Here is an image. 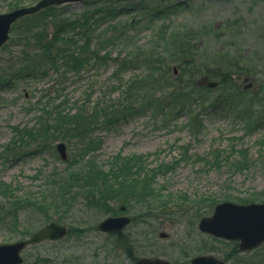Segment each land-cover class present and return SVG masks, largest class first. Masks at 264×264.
Wrapping results in <instances>:
<instances>
[{
  "label": "rangeland",
  "instance_id": "obj_1",
  "mask_svg": "<svg viewBox=\"0 0 264 264\" xmlns=\"http://www.w3.org/2000/svg\"><path fill=\"white\" fill-rule=\"evenodd\" d=\"M38 1L0 0V14ZM102 7L122 11L104 24L106 42L95 46V50L104 48L103 55L111 59L102 68L65 76L53 72L47 78L26 76L41 65L38 61L45 62L44 54L36 57L32 46H24L27 31L52 23L55 11L20 20L0 50V186L15 189L20 199L39 201L40 193L51 188L50 182L76 173L77 166L64 162L57 151V144L64 142L69 159L79 148H89L91 153L94 149L92 156L109 174V182L110 172L116 176L124 169L131 170L127 161L132 155H147L149 169L161 162L181 161L173 172L155 182L157 187L165 186L164 194H186L189 205L205 206L204 200L210 197L219 204L227 198L262 195L264 149L259 141L264 126H254L264 123V0H88L58 7V13L75 19L84 13L95 14ZM52 31L50 27L49 34ZM47 68L46 63L37 73ZM203 77L218 86H200ZM154 81L157 86L150 83ZM120 89L126 102L133 99L136 108L144 106V111L135 109L114 123L98 122L86 141L73 140L77 150L68 141L43 132V121L38 118L45 105L66 100L67 109L75 111L76 103L84 102L85 108L91 109L89 102L98 101L101 95L106 103L116 105L123 95ZM164 89L183 95L193 92L190 98L197 103L187 100L189 107L177 103L160 111ZM149 103L155 108H149ZM191 121L200 131L198 135L188 127ZM22 128L37 132L35 139L24 141L16 133ZM183 147L189 151L185 160ZM242 147L251 161L248 168L241 167L246 165L238 153ZM217 150L222 156L216 165ZM11 204L12 199L0 196V245L25 240L53 221L72 230L60 242L28 247L23 252L24 264H134L141 258L190 264L201 255L228 264H264V244L240 253L236 243L200 232L201 218L194 209L185 217L146 222L141 205L128 208L118 200L106 207L88 205L85 194L78 191L72 212L60 210L47 221L46 209L27 208L19 213V219L10 220L5 215L14 209ZM124 206L134 222L120 237L96 230L105 218L121 214ZM213 210L207 209L210 213L206 216ZM162 233L168 236L163 238Z\"/></svg>",
  "mask_w": 264,
  "mask_h": 264
},
{
  "label": "trees",
  "instance_id": "obj_2",
  "mask_svg": "<svg viewBox=\"0 0 264 264\" xmlns=\"http://www.w3.org/2000/svg\"><path fill=\"white\" fill-rule=\"evenodd\" d=\"M18 6V5H17ZM16 6V7H17ZM58 7H51L45 11H53V22H46L45 26L39 27L36 30L30 28L27 31V37L25 45L32 46L36 50L34 56L40 57L42 54L45 56V62L49 65V68L41 71L42 73H37V70L43 68L46 65L45 62H41V65H36V70L29 72L26 76L36 77V78H47L51 73L59 74L60 76H65L69 72L80 73L86 68L99 69L106 66L111 59H109L107 54L103 55L104 48L96 49L98 47V42H106V36L108 35V30L104 24L112 22L114 19L121 15L122 11H109L107 8H99L92 14L84 13L75 19L65 18L62 14L58 13ZM94 14V15H93ZM32 17H36L32 16ZM52 27V33L49 34V29ZM32 39H38L37 42H33ZM83 41V42H82ZM96 41V42H95ZM82 42L83 45H80ZM109 44V43H108ZM96 46V47H95ZM41 52V54H40ZM30 55V54H29ZM26 54V56H29ZM88 55V56H85ZM115 59L114 61H116ZM40 67V68H39ZM63 69V70H62ZM36 72V73H35ZM62 72V73H61ZM35 73V74H33ZM118 73H116L117 75ZM119 76L117 77V79ZM152 85L157 86L156 82H150ZM121 91L123 89H120ZM127 95L130 91L126 90ZM163 99H159L161 106L159 108L162 111L163 108H171L175 104H186L187 100L193 105V101L190 97L193 96V92L183 94H177L179 92L170 93V91L164 89ZM122 98L114 103H106L105 95H101L96 102L91 103V109L85 108V102L83 104L76 103L75 111L72 109H67V101H61V103L51 105H45L42 108L41 115L38 120H42L44 126L43 132L47 135H52L53 139H61L68 141L73 147L77 146L75 141H86L88 135L92 134L93 130L97 125L103 121L107 123H114V121H119L131 112L144 111L145 107L141 106L136 108L135 103L132 101H125V92L122 91ZM90 95V94H89ZM128 96H132L131 94ZM135 97V96H134ZM133 97V98H134ZM101 99V100H100ZM153 101V100H151ZM152 103L148 104L149 108H155ZM89 106V105H88ZM135 106V107H134ZM183 108V107H182ZM99 122V123H98ZM197 122V119H196ZM199 126L201 127V122L199 121ZM197 123V124H198ZM251 122L250 125H253ZM264 126V123L258 122L256 126ZM94 129L92 130V128ZM188 127L196 129V125L192 124V121L188 124ZM254 129V128H252ZM256 129V128H255ZM195 135H198L200 131L196 129ZM19 136L25 141L29 139H35L36 133L32 129L22 128L20 131L17 130ZM23 140L21 142L25 143ZM262 149H264V137L259 141ZM235 147L232 149V153H235ZM188 148L183 147V159H187ZM95 150L93 149V152ZM92 152V153H93ZM222 151H215L216 165L219 163ZM91 150L88 148L78 149L72 157L73 161L70 162V166H77L76 173L70 172L66 179H56L49 183L51 188L42 191L40 193L41 197L39 201H33L30 198H18L16 197L17 191L6 186H0V196H4L7 200H13L14 209H11L7 216L8 219H19V213H22L24 209L30 210H42L46 209V214L44 215L45 220L51 219L53 215L59 214L60 210H64L65 213L72 212L71 207L73 201L76 197V192L82 191L85 194L88 205H96L106 207V204L118 200L126 204L130 208L133 204L141 205L143 208L141 212V217L146 222L157 221L158 218L170 219L172 217H185L190 210H197L196 216L202 218L210 213L212 209L218 204V200L215 198H208L204 201L205 206L201 203H193L189 205L188 196L182 194L180 196L174 197L170 194H164L166 190L165 186L157 187L155 182L158 177L167 175L177 168L181 161H175L172 163L161 162L157 167L153 169L147 168L149 164L147 163V155L131 156V160L127 161V165L132 167L129 170H122L121 174L116 176L110 172V182L109 174H105L102 167H98L96 158L92 156ZM240 156L244 159V165L241 167L248 168L251 165V161L248 159L247 151L242 147L238 152ZM128 159L129 157H125ZM200 158V157H199ZM227 158V157H226ZM122 160V159H121ZM203 160V159H199ZM220 164V163H219ZM241 163H239L240 165ZM83 165V167L81 166ZM238 165V164H237ZM77 168H80L77 170ZM238 168V167H237ZM240 170V169H239ZM66 173V172H65ZM106 177V178H105ZM106 180V181H105ZM4 185V184H3ZM155 185V186H154ZM20 201L21 203L17 202ZM234 200L233 202L239 204H249V203H264V193L258 196L256 194L251 199H231L227 198V201ZM147 211H144V209ZM207 209L210 211L207 212ZM50 210H53L52 212ZM175 210V211H173ZM157 213V214H156ZM176 213V215H175ZM60 218V217H58ZM72 230H70V233ZM120 237V235L118 236Z\"/></svg>",
  "mask_w": 264,
  "mask_h": 264
},
{
  "label": "water",
  "instance_id": "obj_3",
  "mask_svg": "<svg viewBox=\"0 0 264 264\" xmlns=\"http://www.w3.org/2000/svg\"><path fill=\"white\" fill-rule=\"evenodd\" d=\"M85 0H41L36 5L17 9L13 12L0 15V48L8 41L12 25L19 19L34 15L51 6H61L68 3ZM239 78V77H238ZM198 84L209 88L218 86L210 82L209 77H203ZM57 150L64 161L68 160L67 147L64 143L57 146ZM125 210L124 208L122 209ZM128 216L109 217L102 221L98 229L104 233L121 232L131 224ZM198 228L201 232L217 238L239 241L241 252L252 251L264 244V203L239 205L224 202L216 206L210 217L200 220ZM68 234L64 225L51 223L40 229L30 238L11 244L0 245V264H23L22 252L29 246L45 241H60ZM161 234V237H166ZM136 264H170L161 259H141ZM192 264H227L218 258L207 255L194 258Z\"/></svg>",
  "mask_w": 264,
  "mask_h": 264
}]
</instances>
